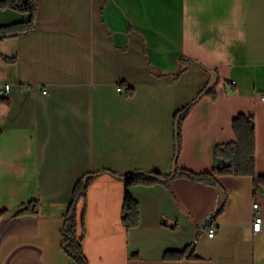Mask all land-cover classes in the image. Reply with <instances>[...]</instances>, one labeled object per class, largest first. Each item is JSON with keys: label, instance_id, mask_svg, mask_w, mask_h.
I'll list each match as a JSON object with an SVG mask.
<instances>
[{"label": "crops", "instance_id": "crops-1", "mask_svg": "<svg viewBox=\"0 0 264 264\" xmlns=\"http://www.w3.org/2000/svg\"><path fill=\"white\" fill-rule=\"evenodd\" d=\"M28 20L0 9V27ZM209 72L214 98L198 99L183 120L176 167L228 165L213 152L234 141L232 120L243 114L255 125V177L125 188L118 176L169 175L174 115ZM5 85L0 264H76L60 231L76 183L91 174L76 204L88 264H264V223L252 232L253 203L264 220V0H38L34 29L0 40ZM125 193L138 207L129 229ZM32 203L34 215L19 214ZM191 246L195 259H164Z\"/></svg>", "mask_w": 264, "mask_h": 264}, {"label": "trees", "instance_id": "trees-1", "mask_svg": "<svg viewBox=\"0 0 264 264\" xmlns=\"http://www.w3.org/2000/svg\"><path fill=\"white\" fill-rule=\"evenodd\" d=\"M38 0H0V9H10L18 13H27L29 20L25 23H17L9 26L0 27V40L15 37L21 34L30 32L35 27L36 11ZM130 93V92H129ZM203 96H211L214 98V90H206L204 88L198 96L187 106L177 111L174 115V174L172 178L182 177L190 181H201L205 183H214V176H243L255 177V125L252 116H245L239 114L232 120V132L234 141L227 144H221L215 147L213 152V159L229 161L225 167L218 168L216 165L210 173L194 174L185 170H178L176 167V160L180 150V126L186 118L190 108L195 102ZM0 102H4L0 98ZM108 173L113 177L115 174ZM156 175L162 178L158 173H144L136 171L118 176L123 181L125 188L144 185L150 186L160 183L148 177V175ZM99 174L87 175L89 178L84 182V178L78 181L73 190V198L64 216V223L60 234L62 237L61 248L64 253L72 259L76 264H88L83 254L81 243L85 236L84 219L81 215L79 218L76 214V204L80 199L86 197L87 188L92 178ZM171 179V178H170ZM169 179V180H170ZM257 183L264 182V179L256 178ZM6 210H0V216L6 214ZM35 214V204L32 203L31 210H21L19 214ZM121 222L125 229L133 228L138 223V207L136 202L125 193L121 206ZM164 259L182 260L195 259L193 256L192 246L179 253H166Z\"/></svg>", "mask_w": 264, "mask_h": 264}, {"label": "built area", "instance_id": "built-area-1", "mask_svg": "<svg viewBox=\"0 0 264 264\" xmlns=\"http://www.w3.org/2000/svg\"><path fill=\"white\" fill-rule=\"evenodd\" d=\"M8 90V85H5L2 90H0V97L3 96V94ZM117 92H122L123 88L121 86L116 88ZM253 210V218H252V232L258 233L261 230L262 223H264V220H262L259 212V207L257 203H253L252 205ZM204 230L206 235L209 238H212L216 233L215 223L214 219L210 216L208 217L206 224L204 226Z\"/></svg>", "mask_w": 264, "mask_h": 264}, {"label": "water", "instance_id": "water-1", "mask_svg": "<svg viewBox=\"0 0 264 264\" xmlns=\"http://www.w3.org/2000/svg\"><path fill=\"white\" fill-rule=\"evenodd\" d=\"M209 77L210 78H209V82H208V85L206 87V90H211L216 85V82H217V77H216L215 73L209 72ZM174 162L175 161H172V168H171V171L169 173L170 174L169 177L162 178V177H159V176H156V175H152V174L148 175V177L151 178V179H154V180H156L158 182H167L170 178H172V176L174 174V164H175ZM88 178L89 177L86 176L83 181L86 182Z\"/></svg>", "mask_w": 264, "mask_h": 264}]
</instances>
